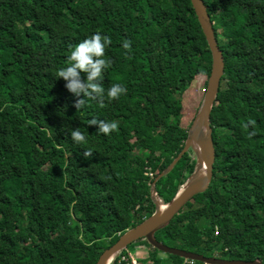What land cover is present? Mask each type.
Returning <instances> with one entry per match:
<instances>
[{
	"label": "trees",
	"instance_id": "16d2710c",
	"mask_svg": "<svg viewBox=\"0 0 264 264\" xmlns=\"http://www.w3.org/2000/svg\"><path fill=\"white\" fill-rule=\"evenodd\" d=\"M203 2L225 57L211 113L222 166L216 162L208 187L192 197L197 203L190 200L155 237L264 264V0ZM97 32L112 41L103 86L120 84L127 94L103 107L89 100L78 111L84 97L56 73ZM211 69L190 0H0V264H95L119 234L150 216L153 182L188 137L177 110ZM92 119L115 120L119 131L99 133ZM249 120L256 124L245 129ZM73 128L86 144L72 140ZM194 154L190 147L158 180L163 203L193 173ZM138 241L162 261L145 238ZM117 257L109 264H126Z\"/></svg>",
	"mask_w": 264,
	"mask_h": 264
},
{
	"label": "water",
	"instance_id": "95a60500",
	"mask_svg": "<svg viewBox=\"0 0 264 264\" xmlns=\"http://www.w3.org/2000/svg\"><path fill=\"white\" fill-rule=\"evenodd\" d=\"M190 1L207 41L209 50L212 52V69L208 79L204 101L188 130V137L185 145L172 160L168 168L160 173L153 182L151 195L155 205L153 213L119 234L118 238L112 244L103 249L95 264H109L111 258L120 249L140 238H145L153 248H156L160 252L181 258L199 259L209 263L222 264H262L258 259L247 261V259L242 258H218L213 255L171 247L157 240L155 237V233L167 226L173 217L180 212L195 194L204 191L208 187L217 162V148L213 137L211 113L217 101L222 77L225 73V57L223 50L219 48L212 26L213 22L208 14L207 6L204 4L203 0ZM190 147L193 148L196 154V167L175 196L168 203L164 204V208H160L161 200L157 195L156 184L160 178L175 167L178 160Z\"/></svg>",
	"mask_w": 264,
	"mask_h": 264
},
{
	"label": "clouds",
	"instance_id": "9594fccd",
	"mask_svg": "<svg viewBox=\"0 0 264 264\" xmlns=\"http://www.w3.org/2000/svg\"><path fill=\"white\" fill-rule=\"evenodd\" d=\"M112 43L110 37L101 35L99 32L88 37L82 42L75 45L68 56V66L57 71L56 75L66 81V88L76 97H84L77 99L75 107L82 109L87 101L97 100L103 107L105 99L108 102L118 100L121 95L127 94V89L120 84H112L107 90L103 86L105 79V71L112 66V61L105 59L106 49ZM132 42L125 40L123 42L124 49L129 52ZM81 73L86 75V80L82 78ZM255 120H249L243 124L247 129L249 125L255 126ZM89 125L98 126V132L111 135L112 132L119 131V124L117 121H106L92 119ZM250 136L255 135V132L249 133ZM72 140L78 144H86V135L83 134L79 128H73L70 132ZM83 156L89 159L93 156V151L87 149Z\"/></svg>",
	"mask_w": 264,
	"mask_h": 264
},
{
	"label": "rangeland",
	"instance_id": "374dc122",
	"mask_svg": "<svg viewBox=\"0 0 264 264\" xmlns=\"http://www.w3.org/2000/svg\"><path fill=\"white\" fill-rule=\"evenodd\" d=\"M208 79H209V76H204V74L197 76L194 79V81L192 82L191 87L186 91V93L184 95L182 107L178 108V110H177L182 116L181 117V126L183 129L190 128L194 117L196 116L199 108L202 106V103L204 101V96H205V91H206ZM133 143L137 144L136 140L133 139ZM224 148H225V141L221 140L219 142L218 151H221ZM194 155H196V154H194ZM217 164L222 166L220 160H217ZM152 173L154 174V172H152ZM161 199L164 201L165 200L164 196ZM190 200L192 202L191 204L197 203L195 201V199H193V198H191ZM161 203H163V202H161ZM163 207H165V206L163 205ZM176 246H181V244H177ZM127 247L134 252L140 253V256L142 254H146V253L149 255V253H150V249L146 245V243L145 242H139L138 240L131 242L130 244L127 245ZM215 247L216 246H214V248ZM179 249H182V248H179ZM191 249L193 250L195 248H191ZM199 251H201L205 254H208V255H213V256L218 257V258H227L226 256H228V254L223 253L222 251L217 250L216 248L215 249H202V250L200 249ZM191 252H193V251H191ZM157 254L159 255L160 259H162V261H160L161 264H170V262H168V259L166 258L167 257L166 254H164L160 251H158ZM140 261L147 263L148 259H146V257H144V258H140Z\"/></svg>",
	"mask_w": 264,
	"mask_h": 264
},
{
	"label": "built area",
	"instance_id": "2783aa9c",
	"mask_svg": "<svg viewBox=\"0 0 264 264\" xmlns=\"http://www.w3.org/2000/svg\"><path fill=\"white\" fill-rule=\"evenodd\" d=\"M149 174H151L150 176H153L152 172ZM215 231L217 232V230H215ZM146 254H142L140 256V253L134 252L126 246V247L120 249L111 258L110 262L116 257V255H118L117 261L118 262H125L126 264H156L155 261L153 259H151L148 254L147 255ZM144 257H146V259H148L147 263L140 261V258H144ZM158 264H161V262H159ZM170 264H172V263H170ZM180 264H222V263H209L207 261H203V260H199V259L183 258V260Z\"/></svg>",
	"mask_w": 264,
	"mask_h": 264
},
{
	"label": "bare ground",
	"instance_id": "6f19581e",
	"mask_svg": "<svg viewBox=\"0 0 264 264\" xmlns=\"http://www.w3.org/2000/svg\"><path fill=\"white\" fill-rule=\"evenodd\" d=\"M161 204H162V205H161ZM161 204H160V206H159V207H160V208H163V204H165V203H161Z\"/></svg>",
	"mask_w": 264,
	"mask_h": 264
},
{
	"label": "flooded vegetation",
	"instance_id": "af4514ba",
	"mask_svg": "<svg viewBox=\"0 0 264 264\" xmlns=\"http://www.w3.org/2000/svg\"><path fill=\"white\" fill-rule=\"evenodd\" d=\"M160 200H161V202H163L161 198H160Z\"/></svg>",
	"mask_w": 264,
	"mask_h": 264
}]
</instances>
